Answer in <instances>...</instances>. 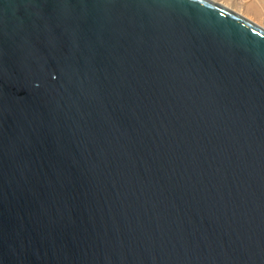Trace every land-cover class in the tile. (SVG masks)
<instances>
[{
    "label": "water",
    "instance_id": "1",
    "mask_svg": "<svg viewBox=\"0 0 264 264\" xmlns=\"http://www.w3.org/2000/svg\"><path fill=\"white\" fill-rule=\"evenodd\" d=\"M0 264H264V29L0 0Z\"/></svg>",
    "mask_w": 264,
    "mask_h": 264
},
{
    "label": "rangeland",
    "instance_id": "2",
    "mask_svg": "<svg viewBox=\"0 0 264 264\" xmlns=\"http://www.w3.org/2000/svg\"><path fill=\"white\" fill-rule=\"evenodd\" d=\"M264 29V0H210Z\"/></svg>",
    "mask_w": 264,
    "mask_h": 264
}]
</instances>
